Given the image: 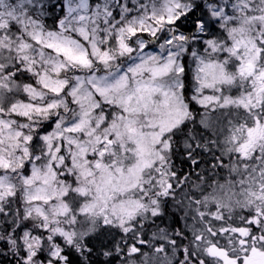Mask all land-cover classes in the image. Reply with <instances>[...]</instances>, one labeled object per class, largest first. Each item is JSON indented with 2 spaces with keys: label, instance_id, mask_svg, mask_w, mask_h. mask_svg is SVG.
Returning a JSON list of instances; mask_svg holds the SVG:
<instances>
[{
  "label": "snow or ice",
  "instance_id": "snow-or-ice-1",
  "mask_svg": "<svg viewBox=\"0 0 264 264\" xmlns=\"http://www.w3.org/2000/svg\"><path fill=\"white\" fill-rule=\"evenodd\" d=\"M0 264H264V0H0Z\"/></svg>",
  "mask_w": 264,
  "mask_h": 264
}]
</instances>
